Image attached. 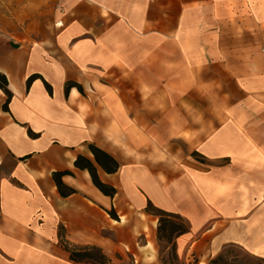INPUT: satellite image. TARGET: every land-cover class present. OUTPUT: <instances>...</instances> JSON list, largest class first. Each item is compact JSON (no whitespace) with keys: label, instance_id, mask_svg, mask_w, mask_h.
<instances>
[{"label":"crops","instance_id":"0c3cea01","mask_svg":"<svg viewBox=\"0 0 264 264\" xmlns=\"http://www.w3.org/2000/svg\"><path fill=\"white\" fill-rule=\"evenodd\" d=\"M0 72V264H167L148 199L189 223L180 260L264 245V0H0Z\"/></svg>","mask_w":264,"mask_h":264},{"label":"trees","instance_id":"16d2710c","mask_svg":"<svg viewBox=\"0 0 264 264\" xmlns=\"http://www.w3.org/2000/svg\"><path fill=\"white\" fill-rule=\"evenodd\" d=\"M40 78L39 76H31L27 81V87L29 88L33 80ZM47 89L51 91V87L44 82ZM70 86V85H69ZM77 86V85H74ZM0 88L4 91L6 94V102L3 106L5 111H8L9 103L12 99V93L8 89V79L7 77L0 72ZM80 89V87H79ZM90 150L94 155L96 163L108 174H112L117 172L119 168L118 162L107 152L104 150L98 148L97 146L91 144ZM75 167L79 169H87L89 173L91 174L93 183L95 186L105 195L114 197L116 194V189L108 184L103 183L97 174V168L96 166L86 157L84 156H78V158L75 161ZM70 174L69 171L63 172V173H56L54 176V179L57 183V186L59 188V191L63 197H67L71 194H73L75 191L67 186H65L61 178L64 175ZM146 211L150 214H153L158 217V230H157V236L158 240L166 244L168 246H171V252L170 254L173 256L174 259L177 257L176 252V242L177 239L186 234L189 231V223L179 214L167 211L161 208L156 207L149 199L146 207ZM110 215L113 218H117V215L114 210L110 211ZM65 248L70 254L71 261L74 262H89L91 264H103L104 261L107 263H110V259L102 253V251L96 247H86L82 250H77V247L70 248L67 244H65ZM85 250H93L95 253H86Z\"/></svg>","mask_w":264,"mask_h":264},{"label":"rangeland","instance_id":"374dc122","mask_svg":"<svg viewBox=\"0 0 264 264\" xmlns=\"http://www.w3.org/2000/svg\"><path fill=\"white\" fill-rule=\"evenodd\" d=\"M165 246L168 248V252L164 257V260L167 264H200V262L196 258L189 262L180 260L179 258L174 259L170 254L171 246H168L166 244ZM77 250L84 251L83 248H78ZM85 252L95 253V251L93 250H85ZM83 263L91 264L86 261H83ZM103 264H133V260L130 257H116L110 260V263L104 261ZM207 264H264V250L262 252L256 253L251 248H242L236 245H227L225 248H223L221 254L211 259Z\"/></svg>","mask_w":264,"mask_h":264},{"label":"bare ground","instance_id":"6f19581e","mask_svg":"<svg viewBox=\"0 0 264 264\" xmlns=\"http://www.w3.org/2000/svg\"><path fill=\"white\" fill-rule=\"evenodd\" d=\"M263 250H264V245L261 246L260 248L255 249L254 251H255L256 253H259V252H262Z\"/></svg>","mask_w":264,"mask_h":264}]
</instances>
